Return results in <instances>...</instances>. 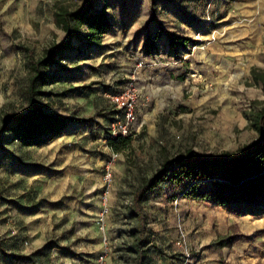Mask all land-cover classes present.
<instances>
[{
    "label": "rangeland",
    "instance_id": "obj_1",
    "mask_svg": "<svg viewBox=\"0 0 264 264\" xmlns=\"http://www.w3.org/2000/svg\"><path fill=\"white\" fill-rule=\"evenodd\" d=\"M95 1L113 26L99 45L74 38L39 98L79 120L43 145L8 134L0 143V264H136L135 197L164 158L234 151L258 137L250 114L264 108V0ZM86 2L0 0V125L31 108V55L67 38L58 7ZM168 31L191 42L172 49ZM130 81L137 121L131 142L114 150L109 94ZM180 193L166 181L141 202L152 264H264V213L235 215Z\"/></svg>",
    "mask_w": 264,
    "mask_h": 264
},
{
    "label": "trees",
    "instance_id": "obj_2",
    "mask_svg": "<svg viewBox=\"0 0 264 264\" xmlns=\"http://www.w3.org/2000/svg\"><path fill=\"white\" fill-rule=\"evenodd\" d=\"M153 3L156 5V0H153ZM107 8L108 6L104 5L98 10L95 0H87L85 6L78 10H71L63 5L58 7L55 19L67 33V38L62 42H54L41 57L31 55V74L27 88L31 108L23 114L4 116L0 125V143L8 134L12 141L18 140L26 146L43 145L61 135L68 125L79 120L71 115L49 112L39 98L46 94L44 87L53 81L49 69L59 63L64 52L74 48V38L87 40L93 45L102 43L104 35L113 26ZM158 35L159 33L156 36ZM167 35L172 49L186 47L191 42L190 38L172 31H168ZM153 45L156 43L146 44L148 51L156 48ZM260 77L264 81V75ZM116 111L118 114L119 111ZM250 122L258 133V137L253 141L237 150L210 156H204L191 148L180 154L167 156L152 177L139 188L134 202L139 218L135 241L136 264H152L150 246L155 244L151 243V230L145 224L146 218L140 207L145 195L163 182L168 181L178 186L180 194L187 199H212L231 214L264 213V108L253 111L250 114ZM130 142L129 135L117 136L110 140V145L114 150H120ZM49 245L43 249H47ZM36 253L12 256L19 260L33 259Z\"/></svg>",
    "mask_w": 264,
    "mask_h": 264
},
{
    "label": "built area",
    "instance_id": "obj_3",
    "mask_svg": "<svg viewBox=\"0 0 264 264\" xmlns=\"http://www.w3.org/2000/svg\"><path fill=\"white\" fill-rule=\"evenodd\" d=\"M141 65V63L139 64ZM139 90L133 81L127 82L119 91L109 94L113 106L118 110V114L110 127L112 137L128 136L135 129L137 121V105L139 102ZM119 156L118 152L113 153L108 162L107 170L104 176V185L108 188L113 180V174L110 166ZM180 244V242H178ZM103 259V257L101 258Z\"/></svg>",
    "mask_w": 264,
    "mask_h": 264
},
{
    "label": "crops",
    "instance_id": "obj_4",
    "mask_svg": "<svg viewBox=\"0 0 264 264\" xmlns=\"http://www.w3.org/2000/svg\"><path fill=\"white\" fill-rule=\"evenodd\" d=\"M137 111H138V106H137ZM137 116H138V113H137Z\"/></svg>",
    "mask_w": 264,
    "mask_h": 264
}]
</instances>
